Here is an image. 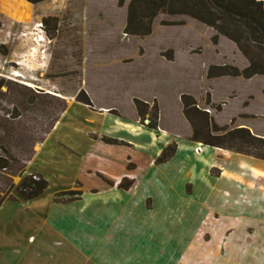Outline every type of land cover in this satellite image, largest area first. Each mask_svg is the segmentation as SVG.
Instances as JSON below:
<instances>
[{
    "label": "rangeland",
    "instance_id": "rangeland-1",
    "mask_svg": "<svg viewBox=\"0 0 264 264\" xmlns=\"http://www.w3.org/2000/svg\"><path fill=\"white\" fill-rule=\"evenodd\" d=\"M129 1L0 0V77L65 104L42 142L27 101L6 124L27 130L0 172V264H264V160L192 142L184 115L264 140V76L244 77L238 47L174 7L126 34ZM28 175L47 188L24 202L12 187Z\"/></svg>",
    "mask_w": 264,
    "mask_h": 264
},
{
    "label": "trees",
    "instance_id": "trees-1",
    "mask_svg": "<svg viewBox=\"0 0 264 264\" xmlns=\"http://www.w3.org/2000/svg\"><path fill=\"white\" fill-rule=\"evenodd\" d=\"M30 4H37L46 0H24ZM171 8L177 10L178 14L194 19L212 29L218 34L235 44L240 52L248 60V67L243 71L244 77L258 74L264 76V1L263 0H130L127 5V22L125 33L130 35H147L150 33V21L155 16V12L161 8ZM42 24H47L46 20ZM18 96L10 99L9 93L16 92ZM5 88V91H2ZM6 97V98H5ZM4 101L5 112H0V172L10 169L15 156L11 154L10 142H25L21 136H25L26 128L21 135L10 136L6 134L7 123L16 121L27 112V105H34L33 111H40L43 118L48 121V128L42 132L38 142H42L57 122L58 117L65 110L64 100L53 95L44 94L42 91L16 85L0 77V100ZM4 99V100H3ZM39 101V102H38ZM83 104H88L84 99H78ZM39 105H36V104ZM50 104L55 106L50 107ZM186 107L188 104H185ZM38 106V107H37ZM40 106V107H39ZM7 108L12 111L6 110ZM4 109V108H3ZM38 109V110H37ZM19 111L18 113H16ZM184 115L192 128L191 141L201 143L209 147L235 149L244 153L242 149H247L248 153L256 158L264 160V140L251 136L246 130L238 129L226 133L224 138L210 136L206 114L199 112L192 107L185 110ZM28 123L27 121L25 122ZM205 128V133L201 132ZM7 135L8 137H6ZM234 142L235 146H228L223 140ZM12 140V141H11ZM32 143H35L33 140ZM255 143L263 146L262 150L252 153ZM233 147V148H232ZM242 148V149H241ZM174 153V146L167 147L161 154L164 157L166 152ZM16 155V154H15ZM16 174V173H15ZM20 176V175H18ZM47 183L40 176H21L19 183L13 186L15 196L24 202L32 201L40 197ZM63 195L73 196L74 192H64ZM11 201V200H6ZM2 203V202H0Z\"/></svg>",
    "mask_w": 264,
    "mask_h": 264
}]
</instances>
